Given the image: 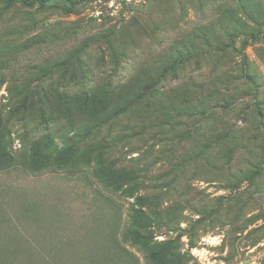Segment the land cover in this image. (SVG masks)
<instances>
[{"label":"rangeland","instance_id":"374dc122","mask_svg":"<svg viewBox=\"0 0 264 264\" xmlns=\"http://www.w3.org/2000/svg\"><path fill=\"white\" fill-rule=\"evenodd\" d=\"M33 19L40 25L21 32L14 25L11 32L0 28L1 129L16 158L0 169V249L8 250L0 258L9 259L0 264H33L35 253L39 264H59L61 255L68 264H149L145 252L123 238L134 196L104 187L93 164L41 172L27 167L35 140L51 134L62 147L64 137L75 133L63 96L53 108L45 106L48 122L39 108L24 109L23 95H15L24 85L35 95V88L41 95L102 92L107 76L126 82L142 66L169 57L163 52L172 44L194 35L217 36L226 52L199 37L209 52L161 83L166 87L157 96L160 103L175 104L181 113L167 119V133L155 137L154 127L137 135L129 126L120 131V120L79 145L99 146L115 171L142 180L143 193L152 198L148 209L156 213L151 229L157 240L173 242L183 264H264V0H92L80 4L77 14L52 6ZM53 23L77 28L73 40L56 42L53 32L39 33ZM88 36L99 41L83 45ZM226 95L230 106L223 109ZM209 104L216 106L211 115ZM75 111L88 117L93 108ZM227 128L237 144L230 157L224 156L235 144L230 138L206 148ZM141 191L135 185L134 192Z\"/></svg>","mask_w":264,"mask_h":264},{"label":"trees","instance_id":"16d2710c","mask_svg":"<svg viewBox=\"0 0 264 264\" xmlns=\"http://www.w3.org/2000/svg\"><path fill=\"white\" fill-rule=\"evenodd\" d=\"M88 1L92 0H0V28H3L6 33V29L11 32L17 27V32H21L25 27L26 29H30L40 25V21L36 22L33 19L34 16L36 17V11L57 6L65 9L69 13L77 14L79 12V5ZM15 10H17L19 14L14 13L13 11ZM17 18L26 20V24L18 25L20 23L16 21ZM250 20L253 21L254 19L250 18ZM3 25H5V27H3ZM11 25L16 27L12 29L14 26ZM38 30H40L39 33L53 32L54 34H52L51 39L58 42L64 39L73 40V35L77 28H71L70 26H66L65 28L64 25H56V23H53L51 26H48V29ZM253 34V32L246 33L247 36ZM31 37L29 41H32ZM105 37L106 36H103V38ZM199 37L201 36L194 35L191 40H187L188 42L180 41L179 43L172 44L163 52V54H167L169 57L158 59V61L150 67L142 66V68L140 70L138 69V71L126 82L120 83L117 82L114 77L107 76L108 78L103 80L105 81V85L103 86L102 92H98L92 88L82 93L69 94L67 96L64 93H59V91L55 94L52 91L48 92V90H45V95H41L37 88H35L37 92V95H35L34 92L29 89V85H24L17 88V93L15 95L16 98H20L21 95H23L21 103L24 109L39 108L42 118L48 122H50L49 118L43 116V111L44 109L46 110L45 106L48 105L49 108H53V106L60 102L58 101L59 97L63 96L61 103L63 102L66 106V108L62 107L67 111L65 118L71 127L76 129L75 133L71 136L66 135L64 137V144L62 147L56 144L55 138L51 134H47L41 139L35 140L29 148L30 154L26 160L27 167L34 171L41 172L52 167L56 169L65 167L76 169L80 163L84 165L93 164L94 176L104 187L119 191L120 194L127 193L128 196H134V205L131 208L129 223L123 231V238L125 241H129L142 249L146 254V259L149 264H183L181 257L173 247V242H170L171 240H157L155 233L151 229L155 221L154 216L156 213L153 215L148 209V207L151 208L152 206V204L148 202L149 199H152L149 196L150 192L145 191L143 193L144 188L141 187L144 186V183L139 177H135L134 172L128 171L129 173H126L115 171L114 165L104 158L103 152L100 150L99 146L93 147V145H88L85 150H81L83 147L80 146L79 143L87 140L93 131L99 129L101 126L106 125L108 128H113L116 126L113 125L120 120H122V123L119 125L120 131H123L126 126H129L130 130L137 135L139 129L147 130V127H154L157 130L153 133L155 137L159 134L167 133L162 132V127L166 124L168 126L167 119L179 118L181 113L175 104L165 106L163 103H160L162 97L157 96L166 87L165 82L169 75L176 74L195 56L209 52V50L205 49L200 44ZM201 38L210 47L213 44H217L216 48L218 50H221L223 54L226 52L217 36L211 37L209 35H204ZM34 40L37 44L43 42L40 35L36 36ZM82 41L83 45H90L99 41V38L94 39L92 36H88ZM80 48L82 49V45ZM76 51H78V49H76ZM59 60L67 61L68 59L66 60L63 58ZM59 60L57 64H59ZM155 69L159 71L156 72ZM86 79L88 80V76H86ZM164 80L165 82L161 84ZM92 81H95V78H93ZM116 87L118 89H116ZM214 97L215 103H218L220 101L219 94L214 93ZM221 100H223L220 106L221 108L226 109L230 106L229 95L223 96ZM88 104H91L93 108V111H91L88 117L81 116V112L79 114L75 111L77 108H80L81 111V109ZM201 106H203V101L201 102ZM212 107L215 108L216 106L208 105V108H210V115L212 114ZM206 112V109L200 110L202 114ZM191 115L192 112L190 116ZM50 120L53 122L58 120L56 114ZM124 124L126 125L123 127ZM195 124L196 123L191 127L188 124L189 127H187V131L190 132ZM191 134L192 133L188 135L191 136ZM227 138L231 139L229 143H235L236 136L233 134L232 130L228 128L223 130L220 136L216 135L208 141V146L206 148L210 147V143L220 142ZM235 146H237L236 143L226 148V154L224 156L230 157ZM94 151H96V154L92 156ZM15 163L16 158L12 154L1 129L0 117V169H8ZM131 182L135 183L128 187ZM137 184L138 191L142 189L141 193L138 194L134 192L135 185ZM124 185L125 187H123ZM163 197H165L164 194L161 195V199ZM0 231H2V229ZM8 240L10 241L11 239ZM0 243H2V241H0ZM0 251L8 252V250L1 249ZM73 255L72 253V257ZM79 255L80 254H78V256ZM7 257L8 256L4 259L0 258V261H2V263L9 261ZM50 258L51 261L49 260V263H54V257L51 255ZM59 258L63 259V256L61 255ZM59 258V264H68ZM40 260V254L35 253L32 263L39 264ZM88 262V264H93L90 261ZM11 264L15 263L12 262Z\"/></svg>","mask_w":264,"mask_h":264}]
</instances>
